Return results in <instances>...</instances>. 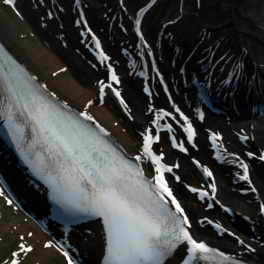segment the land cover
Instances as JSON below:
<instances>
[{
    "label": "bare ground",
    "instance_id": "1",
    "mask_svg": "<svg viewBox=\"0 0 264 264\" xmlns=\"http://www.w3.org/2000/svg\"><path fill=\"white\" fill-rule=\"evenodd\" d=\"M0 1L2 2V0ZM83 1L87 6L86 11L91 24L99 32L104 48L111 56L109 63L114 64L120 74L121 90L128 101L133 117L132 122L125 120L115 100L111 101L107 98L102 106L97 104L96 93L90 79L96 75L99 78L105 77L103 76L105 69H101L99 65L92 69V60L79 44L76 31L70 23L71 14L65 8V6H70L68 0H61L58 3L56 8L59 18L55 22L45 20L44 28L36 25L29 10L19 0H17V6L20 8L21 17L15 16L8 7L3 6L0 2V39L12 54L50 88L49 90L70 106L82 110L86 103L92 100L87 111L111 132V135L127 152L133 154L139 145V137L136 132L142 130L143 126L151 120L152 115L146 113L147 101L141 93L140 81L128 75L123 64L124 60L119 54V49L122 46L124 48L129 46V39L126 36H121L116 26L109 28V20H105V17L108 16L110 19L112 15L116 18H123L124 12L118 7L115 0ZM140 1L126 0V8L134 10ZM170 7V11H161L158 15L161 17L173 14L175 10L172 6ZM185 8L186 12L182 21L163 30L172 37L168 45L184 46L187 40L185 39V42L180 40L187 37L189 42L194 40V42L202 43L205 48L211 45V40H214L221 52H227L228 55L234 56H237L240 50L245 47L250 50L247 58L251 66H255V70L261 74L260 69L264 64V0H201L200 10L192 9L193 7L187 1ZM104 14L105 17H103ZM176 16L177 14H174L172 19ZM160 17L158 16V21H161ZM166 21L162 20L161 22L165 23ZM153 22V19L148 18L145 24L148 37L152 36V28L155 27ZM113 24L115 25V23ZM183 34L184 37H182ZM168 54V51L159 53L163 67ZM164 69L165 74H168L172 79L174 103L179 107L191 109L194 105L191 88L180 82L176 83L175 68L165 66ZM82 75H85L84 79ZM178 89H183L184 94L175 93ZM156 102L161 103V100L156 99ZM203 126L220 130L230 151H242L243 149L253 151L257 148L264 150V116L248 123L221 118L218 121L206 120ZM241 130L254 136L253 141L247 142V147L242 146L236 140L235 133H240ZM158 148L161 152L166 153L168 162L174 161V157L165 144L161 143ZM194 154L204 164L213 165L209 158V152L201 139H199V145ZM179 163V173L184 182L200 181L193 166L183 159ZM234 168L230 166L228 168L214 167L215 177L218 181V200L231 206L238 216H245L248 219L247 232L245 233L238 229V225L241 224L238 217L234 223L230 222L215 207L212 210H206L205 204L193 202L190 196L185 195L179 188L178 193L193 221L205 216L221 220L225 226L236 229L241 238L255 249L256 252L251 254L254 256L253 258L258 263H264V246L260 245H264V217L259 215L251 198L239 199L234 194L232 177L236 170ZM252 171L253 178L260 188L262 199H264V169L261 165L254 164ZM24 195L29 196L26 192ZM29 232H32L30 237H28ZM192 232L194 236L216 247H225L234 253L239 251L243 253L244 251V248L241 245H236L233 240L214 237L204 225L195 223ZM20 237L24 239L21 240ZM48 240L49 238L41 233L31 221L13 211V204L7 205L6 197L0 196V263L11 258L13 252H18L17 245L21 242L33 248L30 255H20L23 264H63L62 257L53 248L45 249L43 247V243Z\"/></svg>",
    "mask_w": 264,
    "mask_h": 264
},
{
    "label": "snow or ice",
    "instance_id": "2",
    "mask_svg": "<svg viewBox=\"0 0 264 264\" xmlns=\"http://www.w3.org/2000/svg\"><path fill=\"white\" fill-rule=\"evenodd\" d=\"M4 3L12 5L13 0H4ZM113 79H116L114 74ZM8 91L14 101L6 111L0 110V119L7 121L14 142L21 132L16 124V117H23L30 122L36 135L33 147L40 144L51 162L43 165L48 169L45 183L51 188L52 198L57 203H68L78 212L102 219L106 234L104 264H164L178 244L187 245L188 258L183 264H192L196 260L210 262L216 257H220L219 264H223V261L229 259L203 242H197L182 226L179 218L167 209L163 194L167 193L171 197L172 193L163 173L170 172L171 169L161 164L162 155L157 157L153 153L152 144L159 140L158 134L155 137L146 134L143 143V155L151 160L158 173L156 181L160 187L153 193L150 187L145 186L148 182L142 178L141 171L118 157L101 135L79 121L63 117L57 109L34 94L29 93L28 98L24 99L11 86ZM116 95L119 97V92ZM168 115L169 113L163 112L158 119ZM181 119L188 124L187 118L182 114ZM84 120H92V117L84 115ZM185 131L191 140L194 133L190 124ZM99 132L106 135L102 128ZM173 147H176L175 140ZM180 150L184 151V148L181 146ZM136 159L141 157L137 156ZM25 162L38 174L39 170L27 157ZM205 172L211 175L207 169ZM242 179H248L247 165H244ZM192 191L195 192L196 189ZM68 193L72 195L69 197ZM171 202L180 216H183V209L175 198ZM187 223V217L184 216L183 224ZM45 247L53 245L46 244ZM18 248V252H13V257L33 251L31 246L24 243L19 244ZM63 255L67 264H73V259L67 252H63ZM11 264H19V261L13 259Z\"/></svg>",
    "mask_w": 264,
    "mask_h": 264
},
{
    "label": "rangeland",
    "instance_id": "3",
    "mask_svg": "<svg viewBox=\"0 0 264 264\" xmlns=\"http://www.w3.org/2000/svg\"><path fill=\"white\" fill-rule=\"evenodd\" d=\"M77 75H78V72H77ZM82 78L84 79L85 78V75H82ZM91 80V79H90ZM93 81L95 80V77L92 79ZM89 81V80H88Z\"/></svg>",
    "mask_w": 264,
    "mask_h": 264
}]
</instances>
